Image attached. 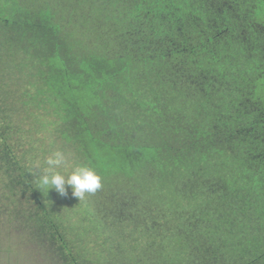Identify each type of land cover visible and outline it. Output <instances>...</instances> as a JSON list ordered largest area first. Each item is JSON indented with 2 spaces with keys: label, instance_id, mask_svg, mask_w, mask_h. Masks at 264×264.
<instances>
[{
  "label": "trees",
  "instance_id": "1",
  "mask_svg": "<svg viewBox=\"0 0 264 264\" xmlns=\"http://www.w3.org/2000/svg\"><path fill=\"white\" fill-rule=\"evenodd\" d=\"M52 125L123 193L101 264H264V0H0V182L93 264L12 145Z\"/></svg>",
  "mask_w": 264,
  "mask_h": 264
},
{
  "label": "rangeland",
  "instance_id": "2",
  "mask_svg": "<svg viewBox=\"0 0 264 264\" xmlns=\"http://www.w3.org/2000/svg\"><path fill=\"white\" fill-rule=\"evenodd\" d=\"M28 110H30V108H28ZM19 113V116L23 118L27 116V114L22 111ZM21 121L23 124V120ZM26 125L27 124H24V126H22L25 127ZM52 127L54 131L35 132L36 139L32 141V143H30L29 138H18V136H15L12 145L14 146L15 143L16 154L22 155V157L25 155L28 160V163H26L29 165L30 156H32L33 153H39L40 155L44 154L45 157H39L36 160L33 158V162H31V165L35 164L36 166L39 164L41 167L45 166L44 160L47 156L56 151L63 152L67 157V164L62 166L59 170L67 175L72 167L77 166L76 162H78L79 156L76 154L74 147L70 146V144L57 134L55 126L52 125ZM26 128H29V124ZM1 164H3V162L0 159V165ZM3 172L5 171L0 170V180L2 179ZM103 182L104 180H101V187L95 193H91V195L86 193L83 198L84 200L87 199L92 201L94 207L91 210L87 209L83 211V213H80L82 208H86L84 207V203L83 205L81 203L77 206L76 213L73 214L71 219L72 203L78 198L73 195L71 187L66 185L67 194L63 196L54 188L48 190L50 191L54 207L57 208L58 211L62 208L65 212V217L62 221V228L65 229V234H63L65 238L70 237V233L74 234L77 229H79L82 235L91 234L92 232L90 229L94 232L93 235L88 236V239H86L88 243L86 249H90L89 251L81 252L79 256L78 252L75 251L76 249L74 250L75 253L77 252V257L80 258L82 262H84V258L89 255L93 264L103 263L106 260L107 253L115 252V248L109 246L110 241L106 240V237L108 236L114 240V230H117V234H120L121 231L119 226L115 227L110 221H106L105 215L107 212L108 214H116L118 216L115 205L121 201L120 197H122L123 193H121V191L119 192L117 189H112L117 180H114L113 183L111 180L110 184L105 182V186H102ZM13 185L16 189L11 191L8 182H0V264H66L65 260L62 259L60 255L63 250V243L61 242V244H58L57 241L53 242L49 234L38 227L34 219V212L30 214V204H32V200L33 203L37 201L31 189L29 187L25 189L23 185ZM22 188L25 191H23ZM31 194L34 196L33 198L30 197ZM112 196L113 204L110 205V198H112ZM27 214L30 215V218H27ZM102 228L107 229L104 235H101ZM68 231L69 234L67 235L66 232ZM129 232L133 237L138 235L139 238L137 237V239H140V231L136 232L130 230ZM104 242H106V244H104ZM123 244L125 246L127 245L128 248L131 243L128 242ZM70 245H74V243ZM81 249L83 250L84 248ZM121 251L122 249L119 251L120 254H122ZM112 264L118 263L115 261Z\"/></svg>",
  "mask_w": 264,
  "mask_h": 264
},
{
  "label": "clouds",
  "instance_id": "3",
  "mask_svg": "<svg viewBox=\"0 0 264 264\" xmlns=\"http://www.w3.org/2000/svg\"><path fill=\"white\" fill-rule=\"evenodd\" d=\"M67 164V157L63 152L56 151L44 160V167L39 164V174L36 177L39 189H55L60 195H66V185L79 200L85 194L95 193L101 187V177L96 170L87 164L72 167L67 175L59 169Z\"/></svg>",
  "mask_w": 264,
  "mask_h": 264
}]
</instances>
